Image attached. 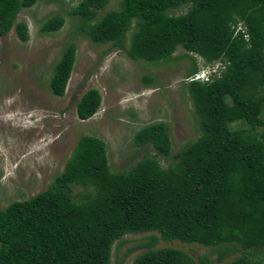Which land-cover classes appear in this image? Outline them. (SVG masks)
I'll use <instances>...</instances> for the list:
<instances>
[{
  "label": "trees",
  "instance_id": "1",
  "mask_svg": "<svg viewBox=\"0 0 264 264\" xmlns=\"http://www.w3.org/2000/svg\"><path fill=\"white\" fill-rule=\"evenodd\" d=\"M109 1L78 0L76 31L95 45L127 47L129 58L150 65L188 59L183 87L199 135L173 152L167 124H147L134 145L155 152L121 171L111 169L105 140L81 136L46 190L0 208V264H111L114 243L138 233L148 235L127 252L144 249L132 264H214L157 247L175 240L210 247L219 261L241 251L226 264H264L255 257L264 248V0H119L98 17ZM37 2L0 0V37L14 27L28 41L29 26L17 18ZM64 24L56 15L42 30ZM177 49L183 52L174 55ZM76 56L71 42L54 66V95H65ZM101 103L100 91L88 89L79 119ZM231 105L242 110L244 127H231ZM162 159L170 160L166 167Z\"/></svg>",
  "mask_w": 264,
  "mask_h": 264
},
{
  "label": "rangeland",
  "instance_id": "2",
  "mask_svg": "<svg viewBox=\"0 0 264 264\" xmlns=\"http://www.w3.org/2000/svg\"><path fill=\"white\" fill-rule=\"evenodd\" d=\"M77 3L38 0L33 7L23 8L17 18L29 26L28 41H21L14 27L0 37V208L46 190L64 171L83 135L106 141L113 171L127 170L146 152H155L151 146L134 145L135 133L147 124H167L173 152L199 135L193 106L183 87L191 62L180 58L154 66L129 58L127 47L93 44L76 31L80 20L71 11ZM118 7L119 0H110L98 17ZM56 15L65 18L64 26L58 31H43L47 19ZM71 42L77 46L76 62L66 93L59 97L52 93L49 83L55 64ZM104 51L108 52L103 56ZM182 52L177 49L174 55ZM145 76H151L152 81L146 83ZM90 88L100 91L102 103L93 117L81 120L77 103ZM229 115L231 127H244L239 107L231 105ZM161 162L166 167L170 160ZM146 235L127 234L116 241L111 264H132L144 249L127 252L141 244ZM164 246L180 248L197 260L204 256L214 264H226L241 255L237 251L219 261L218 253L210 247L176 240L157 245ZM255 257L264 261V248Z\"/></svg>",
  "mask_w": 264,
  "mask_h": 264
},
{
  "label": "clouds",
  "instance_id": "3",
  "mask_svg": "<svg viewBox=\"0 0 264 264\" xmlns=\"http://www.w3.org/2000/svg\"><path fill=\"white\" fill-rule=\"evenodd\" d=\"M200 75H201V74H200ZM202 76H204V78H206V76H207V75H206V74H204V73H202Z\"/></svg>",
  "mask_w": 264,
  "mask_h": 264
}]
</instances>
